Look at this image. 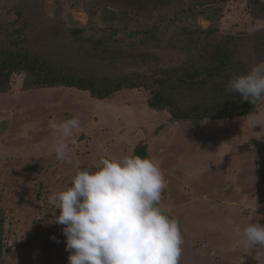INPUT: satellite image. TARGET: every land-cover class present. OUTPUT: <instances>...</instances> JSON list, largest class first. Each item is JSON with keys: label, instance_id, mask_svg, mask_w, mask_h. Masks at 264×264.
Instances as JSON below:
<instances>
[{"label": "rangeland", "instance_id": "1", "mask_svg": "<svg viewBox=\"0 0 264 264\" xmlns=\"http://www.w3.org/2000/svg\"><path fill=\"white\" fill-rule=\"evenodd\" d=\"M97 1L0 0V42L38 47L51 63L66 68L84 61L79 56L85 47L103 38L110 43L108 36L117 31L118 47L131 55L152 54L151 61L114 59L113 67H103L98 59L96 68L111 78L133 76L139 84L151 79L154 67L165 71L184 64L180 39L171 37L181 29L213 28L220 36L242 38L240 43L264 36V8L251 13V0H162L160 12L147 6L145 14L116 13L115 20L100 9L90 15ZM154 24L160 40L148 48L139 43L141 36L128 37ZM72 31H80L77 39ZM86 63L82 70L88 71ZM27 78L14 75L10 90L0 94V264H68L64 226L52 222L59 209L48 196L68 187L77 169L56 159L49 122L73 116L81 126L73 131L71 156L81 169H95L102 158L119 159L143 146L159 165L166 181L162 207L179 221L184 239L180 264H238L246 252L240 246L243 227L264 226L259 172L264 99L251 116L195 125L150 109L151 94L144 88L99 101L72 88L33 89ZM245 264H264V252L248 253Z\"/></svg>", "mask_w": 264, "mask_h": 264}, {"label": "trees", "instance_id": "2", "mask_svg": "<svg viewBox=\"0 0 264 264\" xmlns=\"http://www.w3.org/2000/svg\"><path fill=\"white\" fill-rule=\"evenodd\" d=\"M251 3V13L264 8L262 0H251ZM161 5L162 0H98L90 15L93 16L100 9L115 20L119 17L117 14H145L147 6L150 12H160L163 10ZM79 33L72 31L71 35L77 39ZM116 33L114 31L108 36L110 43L103 38L98 40L96 46L85 47L79 56L84 61L66 68H61L56 61L51 63L52 60L38 52V47L34 46L32 50L15 43L0 42V94L7 93L13 76L21 74L28 77L25 84L33 89L72 88L88 92L99 101L108 100L122 90L144 88L151 94L147 101L150 109L168 112L174 122L195 125L204 120L222 121L251 116L262 100L255 104L242 101L238 93L227 90V83L232 77L246 73L252 65L264 60V36L262 41H258V37H246L240 43L242 38L220 36L213 28L181 29L171 37L180 39L181 54L187 56L184 64L165 71L154 67L151 69V79L139 85L133 76L111 78L104 75L105 71L99 73L96 68L98 59L104 62L103 67H113L114 59L125 62L139 58V62L144 64L151 61L152 54L137 52L134 50L136 47H130V50L138 53L136 55L118 47L113 40ZM159 35L154 24L141 33L130 32L128 37L141 36L139 43L143 48H148L151 42L160 40ZM85 61V67L90 65L88 71L82 70ZM134 154L149 158L145 146L136 148Z\"/></svg>", "mask_w": 264, "mask_h": 264}, {"label": "clouds", "instance_id": "3", "mask_svg": "<svg viewBox=\"0 0 264 264\" xmlns=\"http://www.w3.org/2000/svg\"><path fill=\"white\" fill-rule=\"evenodd\" d=\"M227 90L249 104L264 99V60L232 77ZM80 126L78 116L49 122L56 133V159L77 169L68 187L48 196L53 209H59L52 222L64 226L68 264H180L184 239L179 221L162 207L166 181L159 165L130 154L102 158L95 169H81L70 148L73 131ZM241 236L246 252L238 264H245L248 253L264 252V226L248 222Z\"/></svg>", "mask_w": 264, "mask_h": 264}, {"label": "water", "instance_id": "4", "mask_svg": "<svg viewBox=\"0 0 264 264\" xmlns=\"http://www.w3.org/2000/svg\"><path fill=\"white\" fill-rule=\"evenodd\" d=\"M259 172H260L261 178L264 182V164L259 166Z\"/></svg>", "mask_w": 264, "mask_h": 264}]
</instances>
